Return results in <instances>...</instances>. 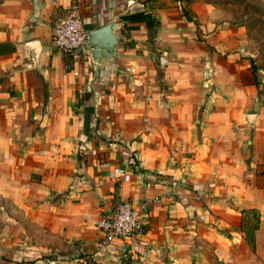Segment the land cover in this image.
<instances>
[{
    "label": "crops",
    "instance_id": "obj_1",
    "mask_svg": "<svg viewBox=\"0 0 264 264\" xmlns=\"http://www.w3.org/2000/svg\"><path fill=\"white\" fill-rule=\"evenodd\" d=\"M162 1L0 0L5 180L14 194L48 197L38 206L51 220L45 227H66L95 260L174 264L172 248L197 246L219 264H264L263 112L238 141L228 114L218 121L212 108L192 106L193 85L170 72L177 47L156 42L169 11ZM73 5L85 30L117 24L113 64L53 47ZM240 178L241 199L232 188ZM120 201L140 211L147 230L102 250L96 223ZM253 208L259 221L249 233L243 210Z\"/></svg>",
    "mask_w": 264,
    "mask_h": 264
},
{
    "label": "rangeland",
    "instance_id": "obj_2",
    "mask_svg": "<svg viewBox=\"0 0 264 264\" xmlns=\"http://www.w3.org/2000/svg\"><path fill=\"white\" fill-rule=\"evenodd\" d=\"M143 1L149 7L150 1L160 0ZM161 4L169 11L165 28L155 31L159 34L156 42L177 47L170 72L181 76L184 84L193 85L190 91L195 95L188 96L192 106L201 103L212 108L218 121L228 114L233 137L239 141L242 135L248 136L246 122L258 110L264 115L259 109L264 107V0H163ZM161 51L155 54L157 58ZM259 127H264V118ZM29 164H34L33 160ZM3 169L5 159L0 155V264H114L80 254L66 227H45L43 222L51 220L44 218L38 206L49 204V198L14 194V181L5 180ZM241 186L240 178L232 187L240 199ZM245 194L257 200L254 192ZM243 212L250 233L257 228L258 212L254 208ZM59 222L64 221H54ZM172 252L174 264L222 263L197 246L175 247Z\"/></svg>",
    "mask_w": 264,
    "mask_h": 264
},
{
    "label": "built area",
    "instance_id": "obj_3",
    "mask_svg": "<svg viewBox=\"0 0 264 264\" xmlns=\"http://www.w3.org/2000/svg\"><path fill=\"white\" fill-rule=\"evenodd\" d=\"M85 31L78 7L73 5L60 19L51 37V43L65 56L79 55ZM96 228L100 233L99 246L104 250L115 241H124L145 234L147 225L140 211L130 201H120L114 211L99 218Z\"/></svg>",
    "mask_w": 264,
    "mask_h": 264
},
{
    "label": "water",
    "instance_id": "obj_4",
    "mask_svg": "<svg viewBox=\"0 0 264 264\" xmlns=\"http://www.w3.org/2000/svg\"><path fill=\"white\" fill-rule=\"evenodd\" d=\"M116 29L117 24L109 23L99 29L86 30L80 54L90 56L103 67L113 64L115 47L119 43V38L115 35Z\"/></svg>",
    "mask_w": 264,
    "mask_h": 264
}]
</instances>
